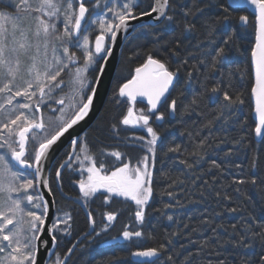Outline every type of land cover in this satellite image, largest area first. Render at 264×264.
Here are the masks:
<instances>
[{"label":"snow or ice","instance_id":"obj_1","mask_svg":"<svg viewBox=\"0 0 264 264\" xmlns=\"http://www.w3.org/2000/svg\"><path fill=\"white\" fill-rule=\"evenodd\" d=\"M177 7L185 18L183 31L191 33L196 28L195 18L205 15L199 0H192L191 6L176 5L173 0H104L103 5L101 0H0V264H38L41 248L49 243L43 238L45 232L53 247L58 243L56 233L61 230L60 225H64L65 234L71 235L72 215L65 212L62 219H55L49 226V204L36 194L41 186L51 193L44 173L47 163L56 157L66 140L67 149L63 152L66 158L61 159L55 169L57 182L62 180V170L75 172L73 165L77 164L80 171V178L75 181L79 189L77 201H82L84 207L100 197L105 205L117 199L131 202L134 209L129 210L130 215L137 224H145L153 197L152 168L157 142L161 139L158 126L154 127L153 123L164 121L166 112L174 116L177 111L178 100L172 98V90L179 68L171 71L168 62L149 51L130 71L129 78L113 91L116 105L126 102L127 108L118 123L111 125L112 134L118 137L121 126L125 130L140 128L147 133V137H129L131 141L140 142L135 146L145 153L135 164L131 160L125 162L126 154L118 150L109 151L100 146L94 152L87 134H79L77 129L94 108L98 85L120 34L126 36L132 28L131 22L142 17H151L158 23L174 22L175 15L169 12ZM212 7L216 11L204 20L207 50L199 63L207 64L213 72L227 60L236 34H246L250 20H254L255 39L250 51L254 77L252 131L255 136L264 138V0H216ZM189 16L193 20L189 21ZM142 27L152 30L151 25ZM155 44L159 45V38L155 39ZM178 50L179 44L172 54L176 55ZM231 75V72L226 76L222 73L221 79L208 89L207 101L215 105L217 111L206 127L215 122L227 125L236 117L238 107L244 104L242 94L231 91ZM191 76L189 72V80ZM138 98L146 100V109H136ZM199 102L200 98L194 95L185 110L198 106ZM165 105L166 112L161 110ZM204 146L205 140H200L192 153L197 157V164L204 159L200 154ZM168 151L177 153L180 146L170 147ZM226 155H231V149ZM180 162L189 169L193 167L187 161ZM212 164L219 167L215 160ZM252 167H256L255 159ZM245 182L243 179L234 181L236 184ZM251 183L255 184L256 179L252 178ZM167 194L173 196L172 192ZM224 199L230 200V197ZM228 211L235 213L238 209ZM118 215V212L105 211L102 219L106 223L101 231H107ZM87 219L95 231L96 220L91 211ZM168 219L171 221L173 217L168 216ZM143 235L140 230H129L128 225L121 233L125 241ZM236 235L239 239L231 241L232 246L247 250L240 255V264H264V252L256 259L251 255L256 238L264 242V226L258 231L249 223ZM75 247H69L64 258L57 256L55 264H67ZM166 247L165 243H160L158 247L136 250L131 255L149 258L144 264H156L151 258H158ZM191 256L189 253L182 264H191ZM167 259L173 261L171 255ZM217 264H226V261L219 260Z\"/></svg>","mask_w":264,"mask_h":264},{"label":"trees","instance_id":"obj_2","mask_svg":"<svg viewBox=\"0 0 264 264\" xmlns=\"http://www.w3.org/2000/svg\"><path fill=\"white\" fill-rule=\"evenodd\" d=\"M215 2L216 0H199V6L205 9V15L195 18L196 28L191 33L183 31L185 18L177 7L174 12H169L170 15H175L174 22L162 21L159 25L152 26L151 31L141 28L124 43L107 99L96 120L85 132L93 151H97L100 146L109 151L118 150L126 154L125 162L131 160L132 164L145 154L135 146L140 142L129 139L131 136H145L140 130H125L121 126L118 137L112 134L111 125L118 123L127 108L126 102L116 105L112 96L118 84L129 78L130 71L143 61L149 51L168 62L171 71L179 68L178 80L172 90V98L178 100L177 111L170 118L165 105L161 109L166 112L165 120L153 123L154 127L158 126L161 139L157 142L155 165L152 168L153 197L149 202L145 224H137L134 216L130 215L129 210L134 209L131 202L125 203L117 199L105 205L102 197L89 201L87 207L94 214L95 231L92 230L79 241L74 252L67 258V264H144L133 261L131 253L158 247L160 243H165L167 247L155 259L156 264H182L189 253L192 254L191 264H217L219 260H225L226 264H240L239 257L247 250L232 246L231 241L239 239L236 233L249 223L258 231L264 226V138L259 141L254 138L250 97L253 83L250 51L254 43V20H250L246 34H236L230 44L231 51L227 60L213 72L207 64L202 65L199 61L205 58L203 53L207 50L208 37L203 26L204 20L216 11L212 7ZM103 3L104 0H101L102 5ZM173 3H187L191 6L192 0H173ZM187 19L191 21L193 17L189 16ZM156 38H159V45L155 44ZM177 44L179 50L173 55ZM185 60L186 64L183 63ZM189 72L192 73L190 80ZM229 72L232 74L231 91L242 94L244 104L238 107L236 117L227 125L215 122L206 127L217 111L216 106L207 101L208 89L221 79L222 73L226 76ZM194 95L200 98L198 106L185 110V105ZM135 107L146 109L147 105L137 102ZM200 140H205L204 149L200 152L204 159L197 164V157L192 153ZM177 145L180 146L179 152L168 151L170 147ZM230 149L231 155H226ZM65 150L54 162L49 183L55 201V218L65 212L72 215L71 235L56 233L58 243L49 264H54L57 256L64 258L67 249L89 229L88 219L82 208L63 197L58 190L60 185L64 194L75 197L79 195L75 184L80 178L79 165H73L77 169L75 172L62 170V180H56L55 169L59 167V161L66 158L63 156ZM107 159L114 161L112 157ZM253 159L256 162L255 168L252 167ZM181 160L193 164V167L187 168ZM213 160L219 165L218 168L213 166ZM236 165L240 167L237 168ZM252 178L256 179L255 184L251 183ZM237 179L246 182L236 184L234 181ZM237 188L240 190L236 191ZM168 192H172L173 196L169 197ZM225 196L230 197V200L224 199ZM230 208H237L238 211L231 213L228 211ZM105 211L118 212L119 215L107 231H101L106 223L102 219ZM168 216L173 219L170 221ZM125 225L129 226V230L142 231L144 235L125 241L121 236ZM96 232L100 235L97 236ZM168 240L172 243L168 244ZM204 242L207 243L201 247ZM262 252L264 242L257 237L255 248L251 252L253 259L258 258ZM169 255L173 257V261H168Z\"/></svg>","mask_w":264,"mask_h":264},{"label":"water","instance_id":"obj_3","mask_svg":"<svg viewBox=\"0 0 264 264\" xmlns=\"http://www.w3.org/2000/svg\"><path fill=\"white\" fill-rule=\"evenodd\" d=\"M161 22L158 23L155 20H153L151 17H142L139 20L131 22L132 28L129 30V32L126 36L123 33L120 34L118 41L114 47V53H113L112 57L109 58L107 65H106L105 72L101 78L99 85H98V93H97V96L95 98L94 108H93L92 112L90 113L89 117H87L86 120L83 121L81 123V125L78 127L77 133L84 134L89 129V127L92 125V123L96 120L97 116L99 115V113H100V111H101V109H102V107H103V105L107 99V96L109 94L111 84H112L115 72H116L118 64H119L122 49H123V46H124V43L126 42V40L132 34H134L137 30L143 28L142 27L143 25L156 26V25H159ZM254 39H255V37H254ZM250 65H251V57H250ZM251 73H252V70H251ZM252 80L254 82L253 75H252ZM250 97H251V93H250ZM138 102H143L147 105L146 100L141 101L138 98ZM251 103H252L251 116H252V119L254 121V112H253L254 102L252 101V99H251ZM170 117H173V116H170ZM253 134H254V132H253ZM254 138H255V140L259 141V140H261L262 137H257L254 134ZM67 144H68V141L66 140L64 142V144L61 146V150L56 154V157L47 163V168H46L44 175L47 176L48 179H49L51 169L54 165V162L56 161L57 157L61 154V152L63 150H65V148H67ZM58 190H59V193L63 197H65L68 200L73 201L75 204H77L79 207H81L82 210L84 211L85 215L87 216V213L89 212V210H88V207H84L82 201H77V199H76L77 197H75V196H69V195L64 194L60 188V185H58ZM36 194L43 196L44 200L47 201L49 204V213L47 216V223L50 226L52 224V222L54 221L55 213H56L55 201H54L53 195H52V193L49 192L48 188H44L43 186H41L37 189ZM91 231H92V228L89 226L88 231L85 234L81 235L74 242L73 245L76 246L79 243V241L83 237L88 236L91 233ZM43 238L45 240H48L49 243H48L46 248H44V247L41 248V251H40L39 256H38V264H49L50 258L53 255L56 246L55 247L52 246L51 241H50V237L47 235V232L44 233ZM131 257H132V260L135 262H145L149 259V258L134 257V256H131ZM151 259L155 260L156 258L154 257Z\"/></svg>","mask_w":264,"mask_h":264},{"label":"rangeland","instance_id":"obj_4","mask_svg":"<svg viewBox=\"0 0 264 264\" xmlns=\"http://www.w3.org/2000/svg\"><path fill=\"white\" fill-rule=\"evenodd\" d=\"M133 129V128H132ZM134 129H136V130H140L141 132H143L144 133V135H145V137H147V133H146V131H144V130H142V129H140V128H134ZM159 141V140H158ZM86 175V174H85ZM77 186V185H76ZM77 189H78V186H77ZM78 194H79V189H78ZM57 218H60V219H62L63 218V215H58L55 219H57ZM54 219V220H55ZM63 228H64V225H60V231H58L59 233H61V234H65L64 232H63ZM55 264V263H54Z\"/></svg>","mask_w":264,"mask_h":264},{"label":"flooded vegetation","instance_id":"obj_5","mask_svg":"<svg viewBox=\"0 0 264 264\" xmlns=\"http://www.w3.org/2000/svg\"><path fill=\"white\" fill-rule=\"evenodd\" d=\"M170 117V115H168ZM170 118H173V117H170ZM160 122V121H159Z\"/></svg>","mask_w":264,"mask_h":264}]
</instances>
